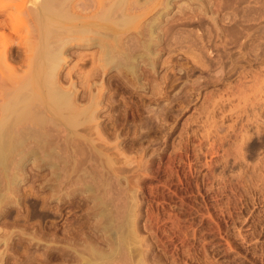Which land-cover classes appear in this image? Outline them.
Returning <instances> with one entry per match:
<instances>
[{"label": "rangeland", "instance_id": "1", "mask_svg": "<svg viewBox=\"0 0 264 264\" xmlns=\"http://www.w3.org/2000/svg\"><path fill=\"white\" fill-rule=\"evenodd\" d=\"M164 21L141 86L115 72L97 81L106 88L85 180L70 171L74 182L56 183L28 162L8 191L0 264H99L122 233L130 252L108 264H264V0H177ZM22 55L8 65L26 70ZM67 58L65 83L80 89L93 65Z\"/></svg>", "mask_w": 264, "mask_h": 264}, {"label": "bare ground", "instance_id": "2", "mask_svg": "<svg viewBox=\"0 0 264 264\" xmlns=\"http://www.w3.org/2000/svg\"><path fill=\"white\" fill-rule=\"evenodd\" d=\"M10 1L0 0V3L6 2L0 6V60L3 64L0 67L1 209V204L12 197V194L8 197V191L15 192L16 188L19 189V183L23 182V177H27L28 162L36 170L52 168L56 173L53 178L56 183L66 176L64 182L71 181V184L74 182L71 180L73 172L77 173L82 167L80 172L88 171V166L93 168V161L90 162V152L94 149L91 139L93 132L98 131V107L103 101L100 98L105 96L103 81L102 84L97 81L115 72V76H121L126 85L141 86L143 76L151 74L156 68L159 52L155 49L163 44L167 36L163 29L166 25L164 19L171 11L172 2L177 0H16V4H10ZM15 42L20 46L16 57L27 53L26 59L23 58L26 64L20 59L26 65V70L8 65L9 60L15 57L12 54L16 51L12 47ZM90 47L98 49L95 54L81 52ZM69 51L72 52L68 54ZM72 56L79 57L83 66L93 65L90 73L83 75L82 92L77 88L78 83L72 82L67 86L65 80L68 77L62 75L68 64L67 57ZM98 86L101 89L97 91L98 94H94L93 90ZM78 173L75 175L83 177L84 181L87 175ZM102 207L100 210L104 212ZM103 212L101 215L106 213ZM124 227H120V232L126 230ZM119 238L116 244L120 248L117 246L111 254L94 257L99 264L112 263L117 251L126 249L130 237L127 240L122 233ZM128 249L130 252L129 244Z\"/></svg>", "mask_w": 264, "mask_h": 264}]
</instances>
